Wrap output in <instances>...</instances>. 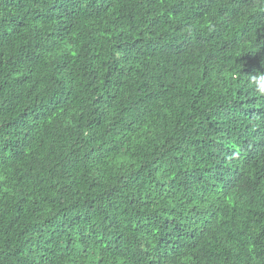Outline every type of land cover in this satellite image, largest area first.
<instances>
[{
	"label": "trees",
	"instance_id": "obj_1",
	"mask_svg": "<svg viewBox=\"0 0 264 264\" xmlns=\"http://www.w3.org/2000/svg\"><path fill=\"white\" fill-rule=\"evenodd\" d=\"M264 0H0V264H264Z\"/></svg>",
	"mask_w": 264,
	"mask_h": 264
},
{
	"label": "clouds",
	"instance_id": "obj_2",
	"mask_svg": "<svg viewBox=\"0 0 264 264\" xmlns=\"http://www.w3.org/2000/svg\"><path fill=\"white\" fill-rule=\"evenodd\" d=\"M252 83L256 85L258 94L264 95V74L253 76Z\"/></svg>",
	"mask_w": 264,
	"mask_h": 264
}]
</instances>
